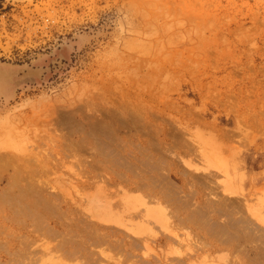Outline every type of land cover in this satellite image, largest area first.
Masks as SVG:
<instances>
[{
	"label": "rangeland",
	"instance_id": "obj_1",
	"mask_svg": "<svg viewBox=\"0 0 264 264\" xmlns=\"http://www.w3.org/2000/svg\"><path fill=\"white\" fill-rule=\"evenodd\" d=\"M0 264H264V0H0Z\"/></svg>",
	"mask_w": 264,
	"mask_h": 264
},
{
	"label": "bare ground",
	"instance_id": "obj_2",
	"mask_svg": "<svg viewBox=\"0 0 264 264\" xmlns=\"http://www.w3.org/2000/svg\"><path fill=\"white\" fill-rule=\"evenodd\" d=\"M23 172V171H22ZM18 173H20V172H18ZM21 174V173H20ZM33 175H34V173H33ZM18 176V175H17ZM20 176V175H19ZM14 179V178H13ZM29 179H31V178H29ZM28 179V180H29ZM27 184V183H26ZM139 186V185H138ZM141 186V185H140ZM142 187V186H141ZM35 208V207H34ZM47 210V209H46ZM29 211V210H28ZM97 231V230H96ZM117 249V248H116Z\"/></svg>",
	"mask_w": 264,
	"mask_h": 264
}]
</instances>
